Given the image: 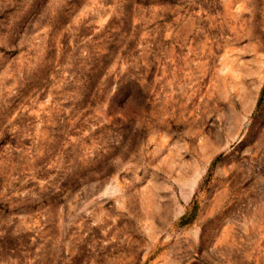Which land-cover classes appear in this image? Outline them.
<instances>
[{"label":"rangeland","instance_id":"374dc122","mask_svg":"<svg viewBox=\"0 0 264 264\" xmlns=\"http://www.w3.org/2000/svg\"><path fill=\"white\" fill-rule=\"evenodd\" d=\"M0 264H264V0H0Z\"/></svg>","mask_w":264,"mask_h":264},{"label":"bare ground","instance_id":"6f19581e","mask_svg":"<svg viewBox=\"0 0 264 264\" xmlns=\"http://www.w3.org/2000/svg\"><path fill=\"white\" fill-rule=\"evenodd\" d=\"M224 72V71H223Z\"/></svg>","mask_w":264,"mask_h":264}]
</instances>
